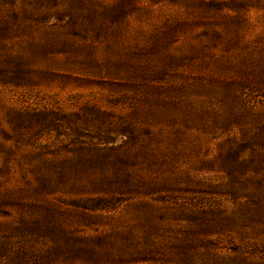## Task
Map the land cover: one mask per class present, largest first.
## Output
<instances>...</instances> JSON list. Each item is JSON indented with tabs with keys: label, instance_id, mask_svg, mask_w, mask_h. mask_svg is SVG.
<instances>
[{
	"label": "rangeland",
	"instance_id": "1",
	"mask_svg": "<svg viewBox=\"0 0 264 264\" xmlns=\"http://www.w3.org/2000/svg\"><path fill=\"white\" fill-rule=\"evenodd\" d=\"M0 264H264V0H0Z\"/></svg>",
	"mask_w": 264,
	"mask_h": 264
}]
</instances>
